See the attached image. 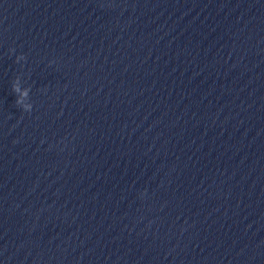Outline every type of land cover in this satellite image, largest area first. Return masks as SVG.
<instances>
[{"label":"water","instance_id":"95a60500","mask_svg":"<svg viewBox=\"0 0 264 264\" xmlns=\"http://www.w3.org/2000/svg\"><path fill=\"white\" fill-rule=\"evenodd\" d=\"M262 234L264 0H0V264H225Z\"/></svg>","mask_w":264,"mask_h":264},{"label":"clouds","instance_id":"9594fccd","mask_svg":"<svg viewBox=\"0 0 264 264\" xmlns=\"http://www.w3.org/2000/svg\"><path fill=\"white\" fill-rule=\"evenodd\" d=\"M10 51H14V49L10 50ZM21 60L25 61L26 60V56L21 54V55H18L16 57V62L17 63L19 61H21ZM12 89H13L14 93H18L20 96L25 97V98H27L29 96V93H30V88L25 87L23 90H21L20 85H19V78L17 79L16 82L13 83ZM16 105H18V106L22 105V100L19 97L16 100ZM22 110L25 111V112H31L32 104L29 103V104L22 105Z\"/></svg>","mask_w":264,"mask_h":264}]
</instances>
